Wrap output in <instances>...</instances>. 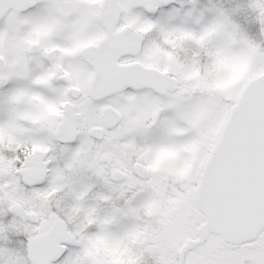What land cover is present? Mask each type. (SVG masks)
I'll use <instances>...</instances> for the list:
<instances>
[{"label": "snow or ice", "instance_id": "snow-or-ice-1", "mask_svg": "<svg viewBox=\"0 0 264 264\" xmlns=\"http://www.w3.org/2000/svg\"><path fill=\"white\" fill-rule=\"evenodd\" d=\"M0 264H264V0H0Z\"/></svg>", "mask_w": 264, "mask_h": 264}]
</instances>
